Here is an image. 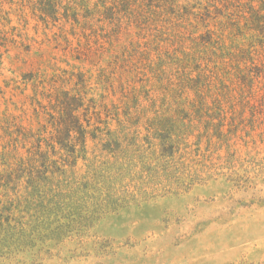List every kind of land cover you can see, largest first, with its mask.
<instances>
[{
	"label": "rangeland",
	"instance_id": "obj_1",
	"mask_svg": "<svg viewBox=\"0 0 264 264\" xmlns=\"http://www.w3.org/2000/svg\"><path fill=\"white\" fill-rule=\"evenodd\" d=\"M0 223V264H264V0H0Z\"/></svg>",
	"mask_w": 264,
	"mask_h": 264
},
{
	"label": "trees",
	"instance_id": "obj_2",
	"mask_svg": "<svg viewBox=\"0 0 264 264\" xmlns=\"http://www.w3.org/2000/svg\"><path fill=\"white\" fill-rule=\"evenodd\" d=\"M78 131L80 132V129L78 128ZM84 138V140L82 141V145H83V150L85 149L84 147H85V144H86V141H85V137H83ZM161 147H162V155L160 156V157H163V158H168V157H170V158H172L171 159V161H166V162H164V164H165V169H167V168H169V166L170 165H173V164H178V163H180V162H174V159H173V157H174V154H175V152L176 153H178V148L177 147H175V146H173V145H170L169 143H167V142H164L162 145H161ZM75 151H73L72 153H74ZM40 154L39 155H42V153L41 152H39ZM155 155H156V152L154 153ZM156 161V160H155ZM70 166H72V167H76V162H75V160H74V162H73V164H71ZM44 173H42V177H43V180H45L46 182H49V183H53L54 182V176H55V173L56 172H61V168H59L58 166H57V164L56 163H54V168H53V170H50V168L47 166L46 167V163H45V165H44ZM166 172L167 173H169V171H167L166 170ZM48 174H50V176L48 175ZM55 187V186H54ZM126 195H125V199H127L126 201H132V202H134V201H136V197L134 196V194L132 193V194H130V192H129V190H127V193H125ZM153 194H151L150 192L149 193H146V192H144V196H142V198H147V197H151ZM119 201H121V199L120 200H118V201H116V202H114V204L113 205H115V206H117V207H119V206H121L120 204H119ZM103 204V203H102ZM119 204V205H118ZM110 205V204H109ZM2 226H3V223H0V228H2Z\"/></svg>",
	"mask_w": 264,
	"mask_h": 264
}]
</instances>
